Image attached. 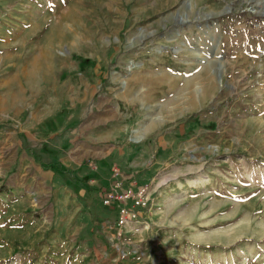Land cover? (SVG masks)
<instances>
[{
  "label": "rangeland",
  "instance_id": "1",
  "mask_svg": "<svg viewBox=\"0 0 264 264\" xmlns=\"http://www.w3.org/2000/svg\"><path fill=\"white\" fill-rule=\"evenodd\" d=\"M183 79L208 98H158ZM172 138L152 170L142 151ZM79 162L186 212L141 228L126 264H264V0H0V264H107L104 242L61 234L59 205L93 191Z\"/></svg>",
  "mask_w": 264,
  "mask_h": 264
},
{
  "label": "crops",
  "instance_id": "2",
  "mask_svg": "<svg viewBox=\"0 0 264 264\" xmlns=\"http://www.w3.org/2000/svg\"><path fill=\"white\" fill-rule=\"evenodd\" d=\"M152 69H154L155 72L153 71L151 74L156 77H160L161 73L162 76L173 74V71L169 70L171 68L162 64L157 65V67H155V65H152ZM144 84H146V82ZM168 85L169 83L167 84V86L161 88L163 92L162 94L165 95L160 94L161 97H158L159 99L173 98L176 97V95L177 98L181 100H189L195 98L196 100L200 101L208 98L207 87L204 86L203 83L192 88L191 83L183 79L176 88ZM184 113L187 112H183V114ZM176 143L177 142L174 141L173 138L163 139L159 141L155 145V147L143 150L141 153V157L147 158L146 160L148 163H150L149 165H151L152 170H154V168L158 169L159 167L167 164V159L171 156L170 154H173V152L171 153L170 149L174 148ZM150 149L152 150L150 151ZM131 155H134V151L126 153L127 159L125 160V163L128 162V158ZM155 158H157L156 162L154 161ZM78 164L79 165H77V168L81 170L80 177L88 180L86 182L87 184L89 183L91 188H93V191H90V195H84V198L80 199L79 204H77L75 200H73L70 202L67 201L66 207H62L65 206L63 203L59 205L61 207H58L57 213L61 215L63 219L67 218L65 221H63V226H61V234L62 236H68L69 230L72 229L71 231L74 230V233L77 232V241L86 240L88 243L104 242L107 246V253H105V257L103 258L105 261H107V264H126L129 261L127 257H131L132 260H135V258L139 260V258L136 257L138 255V249L136 246L134 248L133 244L136 243V241L134 240L135 235L139 233V230L145 225L147 229L151 228L149 232H154L153 237H155L157 232L163 229H169L168 227L170 225L172 227L175 226V224H180L181 220L185 222L183 218H186V212H183L178 207H171L170 205H168L167 207H149V205L136 206L135 202L131 199L128 202V209L130 212H135L137 216L133 218L128 225L121 226L119 224L120 216H122L120 213V203L116 202L113 206H106L104 203V195L107 192H110L115 184L120 185V188H117V191L119 193L126 189L130 190V186L137 184L135 181H130L133 180V177L130 176L131 174H122L121 170L120 174H118L116 171H114V166L101 168L100 166L93 167L92 165H86L84 162H79ZM65 168L67 169L68 167ZM74 172L75 171L73 170H69V172L66 173ZM150 176V173L147 171L144 174L143 178L144 180L150 179ZM173 178L174 177L169 178L167 181H172ZM137 185L133 187V190H137L138 187L143 186L140 184ZM86 187L88 188V186ZM170 192H172V189L156 187V189H152L148 193V198L149 200H154L156 196H159L161 197V199L163 197H167L168 200L174 195ZM93 198H95V200ZM201 209L202 207L193 208V210H195L196 212L197 210ZM243 210L244 209L242 207L236 205L228 217L221 218V216H223L224 214L219 213V215H217L216 217V221L228 220L229 218L234 220V218L239 217ZM188 212L192 211L190 210ZM203 212L204 215L208 214V210ZM247 218H249L248 214ZM143 231L144 229L142 230V232ZM236 239H238V237H236L235 240ZM140 247L143 250L141 245ZM190 247L193 248V246H189V248ZM191 248L187 250L189 251L191 250ZM120 251H122L123 254ZM142 252L141 255H143ZM193 257L195 258V261H192L190 264H209V262H211V264H222L223 262H225V259L221 261V257L215 255L210 256L207 253H201V256L195 255ZM81 258H84V256H81ZM87 258H90V256H87ZM190 258H192V256H190ZM208 258L209 260L212 258L213 259L207 262ZM146 262L147 257L142 256L140 258L139 264H146Z\"/></svg>",
  "mask_w": 264,
  "mask_h": 264
},
{
  "label": "built area",
  "instance_id": "3",
  "mask_svg": "<svg viewBox=\"0 0 264 264\" xmlns=\"http://www.w3.org/2000/svg\"><path fill=\"white\" fill-rule=\"evenodd\" d=\"M117 188H120L119 184H115L110 192L104 195V203L106 206H113L116 202L121 205V215L119 219V224L121 226L128 225L133 218L137 216L135 212H130L128 209L129 200H133L136 206H145L147 204V187H143L136 191L135 193L131 190H123L118 192ZM121 235V234H120Z\"/></svg>",
  "mask_w": 264,
  "mask_h": 264
},
{
  "label": "trees",
  "instance_id": "4",
  "mask_svg": "<svg viewBox=\"0 0 264 264\" xmlns=\"http://www.w3.org/2000/svg\"><path fill=\"white\" fill-rule=\"evenodd\" d=\"M28 150H29V152L30 153H34V151H35V149H32L31 147H29L28 148ZM50 166H51V164H50ZM50 166H47L48 168H50ZM58 169H59V171H61L62 173H65V172H69V170H67L65 167H63V166H58Z\"/></svg>",
  "mask_w": 264,
  "mask_h": 264
}]
</instances>
